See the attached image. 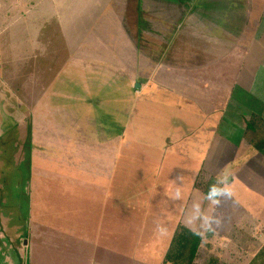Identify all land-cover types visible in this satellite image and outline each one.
I'll return each instance as SVG.
<instances>
[{
  "label": "crops",
  "instance_id": "0c3cea01",
  "mask_svg": "<svg viewBox=\"0 0 264 264\" xmlns=\"http://www.w3.org/2000/svg\"><path fill=\"white\" fill-rule=\"evenodd\" d=\"M2 1L0 162H9L0 163V236L11 214L15 242L31 234L24 249L50 243L62 226L76 237L70 264H97V251L109 249L99 255L108 264L110 241L128 240L120 226L130 207L173 192L180 209L194 193L203 208L202 186L230 177L219 210L238 193L232 174L221 177L235 161L237 172L264 178L254 147L264 135V0ZM35 1L48 2L62 37L49 68L51 45L29 47L37 23L24 15ZM22 22L28 29L14 43ZM15 175L18 194L8 199L4 181ZM252 187L255 201L264 198L256 180ZM9 247L3 264H16Z\"/></svg>",
  "mask_w": 264,
  "mask_h": 264
},
{
  "label": "rangeland",
  "instance_id": "374dc122",
  "mask_svg": "<svg viewBox=\"0 0 264 264\" xmlns=\"http://www.w3.org/2000/svg\"><path fill=\"white\" fill-rule=\"evenodd\" d=\"M11 1L3 0L2 3L13 4L14 0ZM34 3L36 7L26 10L27 14L24 15V20L32 21L33 24L37 23L32 29V40H36V44L31 43L29 47L31 51L35 50V47L37 48L39 44L51 45V52L48 54L49 60L46 62V66L49 68L52 66V60L61 52L58 51V48L63 45L61 41L62 37L58 32L55 18H52L48 2L37 3L35 1ZM27 27L28 23L24 22L21 25L12 27V30H17V32H14V35L10 39L16 43L20 39V30L23 32L25 29H28ZM27 37L25 40H27ZM100 49L101 51H105V48L100 47ZM8 53L17 57L15 50L13 51L10 48L3 49L1 54L4 57H10ZM8 162V160H5L0 163L7 169ZM239 165L240 162L235 161L228 166L221 176L224 177L226 174H232L239 181L238 186H235L238 193L235 194V198L233 197L228 201L225 207H220L219 210L213 209V203L206 198L204 191L202 192L208 203L203 208L199 207V215L213 216L219 220L218 224L213 223L212 225L214 231H205L202 226V219L197 218L196 206L203 204L202 200L199 201V197H197L198 193H194L190 203L185 204L184 208L180 209L181 194L175 195L176 198L180 197L177 198L179 199L177 206L176 200L173 199V192H160L156 196L160 197L163 201L158 202V205L143 204L140 205L139 209L130 207V213L127 216L128 224L125 225L123 223L120 226L123 231H127L126 236L128 240L118 241L114 239L110 241L113 253L112 257L105 258L111 261L108 264H169L165 262V254L170 247L173 231L179 225H184L189 227L193 232L197 230L203 234V242L196 259L197 264H205L214 256L219 257L226 264H248L264 243V198L262 197V199L255 201L253 195L250 193L253 188L252 183L255 180L258 190L261 194L264 193V185L262 183L264 182V178H254L253 176H256V174L251 176L250 169H247V172L243 170L242 172L244 173L237 172ZM255 166L256 164L252 167ZM228 178L230 177L226 178L227 181ZM5 179L4 190L1 192V195L10 199L13 194H18L15 186H18L19 183L13 182L16 179V175ZM220 180L222 181L223 179ZM221 187H225V185L221 183ZM189 195L187 194V198H189ZM129 196L130 199L137 201L139 194L131 192ZM235 205L237 208L234 207ZM7 207L2 211L5 217L11 214L10 209ZM21 209L24 213L25 206ZM11 216L12 218L9 220L13 219L11 225L1 224V230L4 228L8 232H2V236H0V264H3V259L5 261L7 258L13 259L8 254L9 246H11L10 252H12V256H15L16 264H36L39 261L42 264H70L68 254L72 249L74 253L76 252V237L73 233L71 235L63 232L62 226H53L57 229L58 236L56 229H52L56 236L48 237L53 238L50 243L44 241L40 243V246H29L28 249H24L23 245H26L25 241L30 238L31 234H26L23 239L15 242L16 234L20 231V225H16L18 222L12 214ZM130 218L132 219L131 221ZM22 226L28 229V226ZM161 229L164 230L163 233L160 232ZM208 234H210V237H208ZM70 237L73 238V241H68ZM14 245H16V253L12 249ZM107 252H111V250L104 251L99 249L97 251V264H101V257L99 255L106 254Z\"/></svg>",
  "mask_w": 264,
  "mask_h": 264
},
{
  "label": "trees",
  "instance_id": "16d2710c",
  "mask_svg": "<svg viewBox=\"0 0 264 264\" xmlns=\"http://www.w3.org/2000/svg\"><path fill=\"white\" fill-rule=\"evenodd\" d=\"M247 128L250 131L255 130L251 124H247ZM259 134L260 132H258L257 136L254 138V147L264 154V135L259 137ZM213 185L221 187V183L215 178H210L208 182L202 186V190L206 196L210 187ZM209 235L210 234H208V237H210ZM202 242L203 238L201 236L195 235L190 229L179 225L170 243V247L165 254V262L169 264H197L196 259ZM205 264L226 263H223L219 257L217 258L214 256ZM248 264H264V243Z\"/></svg>",
  "mask_w": 264,
  "mask_h": 264
},
{
  "label": "clouds",
  "instance_id": "9594fccd",
  "mask_svg": "<svg viewBox=\"0 0 264 264\" xmlns=\"http://www.w3.org/2000/svg\"><path fill=\"white\" fill-rule=\"evenodd\" d=\"M220 183L224 184L225 187H217L216 185H213L210 187L206 198L211 201L214 205H219L220 204V200L219 197L221 196H231V191L229 190V188L227 187L228 181L222 180ZM197 218L202 219L203 221V228L205 231H214L212 225L213 223H219V220L216 217L213 216H208V215H204V216H200L199 215V206L197 205ZM161 233L164 232L163 229L160 230ZM194 234L198 235V236H203V234L200 231L194 230Z\"/></svg>",
  "mask_w": 264,
  "mask_h": 264
}]
</instances>
